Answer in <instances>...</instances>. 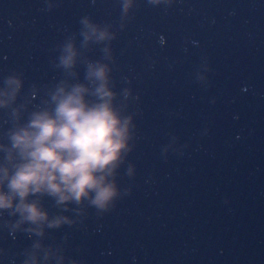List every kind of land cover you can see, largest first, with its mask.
<instances>
[{"label":"water","instance_id":"obj_1","mask_svg":"<svg viewBox=\"0 0 264 264\" xmlns=\"http://www.w3.org/2000/svg\"><path fill=\"white\" fill-rule=\"evenodd\" d=\"M124 3L0 0V88L20 75L17 104L31 111L66 78L61 47L72 36L80 46L85 17L116 34L105 62L114 90L132 92L117 99L136 128L115 206L78 215L45 198L76 220L47 230L59 249L48 264H264V0ZM103 47L81 49L71 82H85L83 60ZM11 127L0 110V142ZM15 219L0 216V264H23L38 239L12 233L4 221Z\"/></svg>","mask_w":264,"mask_h":264},{"label":"clouds","instance_id":"obj_2","mask_svg":"<svg viewBox=\"0 0 264 264\" xmlns=\"http://www.w3.org/2000/svg\"><path fill=\"white\" fill-rule=\"evenodd\" d=\"M128 7L125 0L123 9ZM81 24L80 46L75 36L69 37L58 57L57 67L66 78L48 91L41 105L29 111L31 100L17 104L24 87L20 75L6 77L0 88V110L8 109L12 119L7 143L0 142V216L7 212L16 217L4 221L12 233L23 231L38 238L25 252L23 264H48L59 249L44 244L47 230L76 223L69 215H53L45 198L61 213L82 215L86 203L100 212L111 210L120 195L119 169L134 147V116L117 103L120 95L127 100L131 89L114 90L112 67L105 62L113 59L110 42L116 34L88 17ZM90 44H103L104 57L83 60L85 82L73 83L81 49ZM65 259L58 256L61 264Z\"/></svg>","mask_w":264,"mask_h":264}]
</instances>
